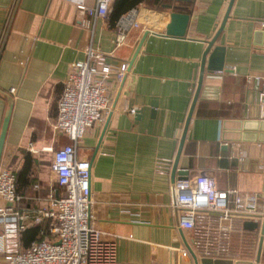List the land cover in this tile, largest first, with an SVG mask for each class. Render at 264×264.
Segmentation results:
<instances>
[{"label": "crops", "instance_id": "obj_1", "mask_svg": "<svg viewBox=\"0 0 264 264\" xmlns=\"http://www.w3.org/2000/svg\"><path fill=\"white\" fill-rule=\"evenodd\" d=\"M229 1L140 0L134 7L138 27L130 30L123 46L115 48V23L129 11L131 0H124L120 10L112 4L106 16L81 13L76 7L77 2L93 7L95 0H0V131L11 104L0 163L9 164L15 173L22 209L46 206L52 190L63 194L49 169V148L70 142L54 130L70 65L84 59L89 42L109 53V63H129L149 31L114 108L121 80L110 82L109 112L86 130L77 146V156L90 163L95 225L116 235L118 264H193L188 248L198 258L254 262L260 217L234 214L221 221L218 214L206 212L199 215L196 228L188 230L180 224L177 228L170 206L174 198L171 167L202 54ZM163 4L179 6V11L189 14L184 37L164 35L171 9ZM262 21L264 0L232 1L214 42L223 48L224 61V69L214 73L213 85L220 87L218 99L196 100L177 165L188 177L210 174L218 189L258 194L261 211L264 101L259 97L260 85L246 81V76L264 74ZM131 108H136L134 114ZM27 157L30 181L19 188L18 174ZM158 158L172 160L169 172L155 171ZM254 220L257 230L244 227ZM33 228L35 234L28 235ZM40 229L30 226L23 234V246L41 239ZM177 248L187 255L181 256ZM0 264H6L1 257ZM259 264H264V239Z\"/></svg>", "mask_w": 264, "mask_h": 264}, {"label": "built area", "instance_id": "obj_2", "mask_svg": "<svg viewBox=\"0 0 264 264\" xmlns=\"http://www.w3.org/2000/svg\"><path fill=\"white\" fill-rule=\"evenodd\" d=\"M113 1L95 0L93 7L77 2L76 7L81 13L106 16ZM137 16L138 9L132 8L116 21L115 48L123 46L130 30L138 27ZM260 26L264 28V21ZM108 55L89 42L84 59L70 65L63 82L54 130L70 142L49 148V169L63 194L52 190L46 206L24 210L14 171L9 164L0 163V257L6 264H118L116 235L98 228L91 214L90 163L77 156V146L86 130L100 123L109 112L110 82L120 81L127 73L128 62L111 64ZM252 80L260 85L259 97L264 101V74L246 76V81ZM129 112L134 114L136 108ZM171 161L158 158L155 171L169 172ZM174 194L175 203L170 206L178 210L179 224L188 230L195 229L199 215L206 212L218 214L221 221L230 220L234 214H258L260 224L264 216L258 194L218 189L214 177L205 172L176 180ZM30 226H41L42 238L23 246V234ZM175 250L181 256L187 255L186 250Z\"/></svg>", "mask_w": 264, "mask_h": 264}, {"label": "water", "instance_id": "obj_3", "mask_svg": "<svg viewBox=\"0 0 264 264\" xmlns=\"http://www.w3.org/2000/svg\"><path fill=\"white\" fill-rule=\"evenodd\" d=\"M178 1V0H176ZM233 0L229 1L228 4V8L227 11L224 14V17L221 21V24L218 28V30L216 31V33L214 34V36L208 40L207 43V47L205 48L203 54H202V58H201V62H200V69H199V75L197 78V82H196V88H195V92H194V96L186 117V121H185V125L183 128V132L179 141V146H178V151H177V155L176 158L172 164L171 167V183H172V190L174 193V182H175V174H177V180L179 179H185L188 177V174L186 172V170H182V169H178L177 165H178V158L181 152V148L184 142V138H185V133H186V129L188 127V123L190 121V117L192 114V110L194 107V104L196 102L197 99L200 100H216L218 99L219 96V90L220 87L217 85H213V80H214V73L222 71L224 69V61H223V48L220 46H214V42L216 40V38L218 37L219 33L221 32L224 23L228 17V13H229V9L231 6ZM163 7L167 8V9H171V11L169 12V21L167 22L166 26H165V33L164 35L166 36H174V37H184L185 32H186V28L188 26V22H189V14L185 13V12H181L178 9L179 6H174L172 4H163ZM149 33V31H145L143 36L141 37L135 52L131 58V60L128 63V70L130 69V66L134 60V58L136 57L142 42L144 41L146 35ZM126 78V74L122 77L115 100L113 102V106L112 108H114L115 105V101L120 93L121 87L124 83V80ZM154 106L156 105V103H152ZM10 108H11V104L9 105L8 110H6L4 119H3V123H2V127H1V131H0V159H1V155H2V150H3V144H4V138H5V134H6V128H7V124H8V119H9V114H10ZM106 128V124L104 126V129ZM245 129V128H243ZM104 131V130H103ZM103 133V132H102ZM98 147V145H97ZM96 147V149H97ZM174 198H173V203H175V194H173ZM174 216H175V221H176V226L177 228L179 227V220H178V210L174 209ZM254 217H260L261 215H253ZM245 228H249V229H255L257 230L258 228V222L257 221H249L246 222L244 224ZM263 239H264V216H262V222L260 225V232H259V241H258V247H257V252H256V257L254 262H246V261H242V260H236L234 263L232 260H227V259H222V258H210V257H201L198 258L196 256V254L190 249L189 252L191 254L192 260H193V264H221V263H225V264H259L260 261V254H261V249H262V243H263Z\"/></svg>", "mask_w": 264, "mask_h": 264}, {"label": "trees", "instance_id": "obj_4", "mask_svg": "<svg viewBox=\"0 0 264 264\" xmlns=\"http://www.w3.org/2000/svg\"><path fill=\"white\" fill-rule=\"evenodd\" d=\"M123 1L124 0H114L112 2V4H114V7L118 8V10H120L119 7L123 3ZM139 2H140V0H131V2L128 5L129 9H127V10H130V9L134 8ZM127 10L125 9V11H127ZM118 12H120V11H118ZM29 167H30V162H29V157H27L23 169L18 174L19 188L23 187L24 185L29 184L30 180H29V178L27 176L28 171H29ZM35 232H36V229L33 228V229L30 230L28 235L33 236L35 234Z\"/></svg>", "mask_w": 264, "mask_h": 264}]
</instances>
